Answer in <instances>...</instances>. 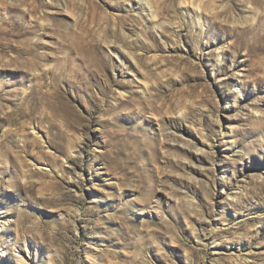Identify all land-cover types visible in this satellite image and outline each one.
Wrapping results in <instances>:
<instances>
[{
    "label": "rangeland",
    "instance_id": "rangeland-1",
    "mask_svg": "<svg viewBox=\"0 0 264 264\" xmlns=\"http://www.w3.org/2000/svg\"><path fill=\"white\" fill-rule=\"evenodd\" d=\"M145 1L0 0V264H264V0Z\"/></svg>",
    "mask_w": 264,
    "mask_h": 264
},
{
    "label": "bare ground",
    "instance_id": "bare-ground-1",
    "mask_svg": "<svg viewBox=\"0 0 264 264\" xmlns=\"http://www.w3.org/2000/svg\"><path fill=\"white\" fill-rule=\"evenodd\" d=\"M143 1H145V0H143ZM147 1V0H146ZM146 1L145 2H143V3H145L144 5H145V7L146 8H143V9H145V11H146V13H147V15L150 17V18H153L154 17V10L152 9V7L149 5V4H147L146 3ZM139 5H141V4H139ZM144 11V10H143ZM147 16V17H148ZM148 17V18H149ZM263 72H264V69L262 70ZM57 91V90H56ZM58 92V91H57ZM51 94V93H50ZM32 101V100H31ZM32 103V102H31ZM32 113V112H31ZM14 259L16 260V262L17 263H19V264H22V262H24V260L20 257V258H18V256H15L14 257Z\"/></svg>",
    "mask_w": 264,
    "mask_h": 264
}]
</instances>
